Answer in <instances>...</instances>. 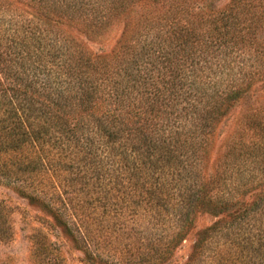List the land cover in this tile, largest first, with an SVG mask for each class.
<instances>
[{"label":"trees","instance_id":"trees-1","mask_svg":"<svg viewBox=\"0 0 264 264\" xmlns=\"http://www.w3.org/2000/svg\"><path fill=\"white\" fill-rule=\"evenodd\" d=\"M114 1L117 10L108 9L106 16L111 15L101 23L102 17L95 12L90 20L79 23L75 8L69 12V6L60 15L45 14L48 20L78 24L84 42L101 36L97 28L116 13L123 26L121 37L108 51L86 52L77 44L78 51L61 66L68 88L64 92L52 94L46 82L37 88L36 80L27 81L22 76L29 68L38 77L37 67L46 63H42V57L55 56L56 51L45 53L40 43L23 44L28 58L35 55L39 62H29L25 67L21 59L17 62L21 69L11 73L6 63L10 53L0 49V153H16V159L5 165L11 168L6 173L26 183L29 189H21V194L37 203L52 228H58L75 244L78 237L70 223L74 221L80 230L75 217L79 206L71 204L77 196L71 192L79 190L77 185L91 186L90 195L96 190V200H103L105 208L108 200L119 204L127 201L135 224L141 204L161 222L167 232L139 253L143 264L164 259L176 243L187 238L197 214H215L218 218L197 233L184 264H195L207 241L229 223L248 231L255 227L257 233L241 240L235 236L228 239L227 246L234 254L225 260L230 258L231 264H264V229L258 225V219L264 217V183L246 186L239 198L229 202L213 194L219 183L225 184V176L205 174L204 161L215 124L237 104L251 107L256 103L258 92L253 85L258 80L264 84V0L258 4L230 0L220 8L208 7V0H200L203 3L197 5L192 24L209 21V30L201 37L198 27L177 25V20H171L169 39L161 38L160 32L151 35L147 25L140 28L139 19L141 22L148 15H135V2L110 3ZM139 4L145 8V4ZM175 7L181 10L178 4ZM246 47H252L253 55L248 57L261 63L262 68L247 72L240 67L230 76V82L218 87L211 81L217 67L235 57L240 58L242 66L246 58L242 49ZM32 48L40 50L32 54ZM217 52L223 54L221 62L214 55ZM230 53L235 56L229 60L225 56ZM257 114H247L244 121L251 130L248 140L243 139L244 131L226 139L227 153L220 156L221 165L237 169L250 163L264 173V114ZM61 170L68 173L62 191L53 177ZM41 172L54 178L50 179L52 196H42V189L35 184V175ZM98 190L107 198L100 197ZM109 190H116L111 194L115 199L108 197ZM86 200L92 201L88 197ZM121 214L116 210L114 216ZM243 222H249V226L243 227ZM81 233L88 242V236Z\"/></svg>","mask_w":264,"mask_h":264},{"label":"rangeland","instance_id":"rangeland-1","mask_svg":"<svg viewBox=\"0 0 264 264\" xmlns=\"http://www.w3.org/2000/svg\"><path fill=\"white\" fill-rule=\"evenodd\" d=\"M110 1L0 0V49L7 50L10 53V56H6V63L10 66V72L13 73L15 68L21 69L18 65L21 59L25 61V67L29 65V62L38 63L39 61L35 58V55L28 58V55H26L27 48L23 44L37 46L40 43V47L43 48L45 53L56 51V55L42 57V63H46L44 67L42 64L37 67L38 77L32 73L33 71H29V68H26L27 75L24 73L21 75L27 81L36 80L37 88H39L40 83L46 82V89L52 94L57 90L64 92L68 88L66 87L67 83L63 81L64 73L61 71V66L66 63L65 60L71 53L78 51L79 46L77 44H80V47L84 48L86 52L108 51L121 37L123 26L119 23L120 16L116 13L107 20L106 24H98L99 28L97 29H100L102 37L98 36L96 40L84 42L81 39L83 35L80 34L78 24H64L48 20L45 14L60 15L64 13L66 6H69V12L75 8L74 14L78 15L76 21L79 23L87 18L90 20L93 17L91 15L93 12L102 17L98 22L101 23L100 21H105L111 15L106 16L108 9L111 10L112 7L117 10V7H113L116 2L110 3ZM131 1L135 2V6L132 7L135 15L139 17L140 12H144V18L148 15L147 19L141 22V18L139 19V25L140 28L147 25L151 35L154 32H160L161 38L165 36L169 39V29L173 26V23H170L171 20H177V25L184 24L190 28L192 26L198 27L197 31L201 33V37H203L205 31L209 30V21L198 25L192 24L193 13L197 9V5L203 3V0L201 2L200 0ZM229 1L208 0L207 5L212 8H220ZM253 1L258 4V1L263 0ZM197 2L199 4H196ZM139 3L145 4V8L141 7ZM177 4L181 10L179 8L174 10ZM165 42V48H167L168 40ZM59 46L62 47V50H59ZM136 46H139V44ZM247 48L242 49V53L246 56L242 66L239 62L240 58L235 57L233 59L235 55L230 53L231 55L225 57L229 60L231 57L233 60L217 67L211 81H216L218 87L223 88L230 82V76L238 71L240 67L247 72L253 71L256 67L261 66L262 68L261 63L248 57L253 54L252 47L250 50ZM137 49L139 48H135V50ZM39 50L34 51V48H32V54H37ZM48 53L50 54V52ZM214 55L217 56L218 62H221L224 58L223 54L219 52ZM217 60H214V62ZM103 89H107V87ZM253 89L258 92L255 99L256 103L251 107H245L242 103L237 104L234 109L227 111L215 124L213 140L210 147H208L206 159H204L207 164L205 174L218 173L225 176V184L219 183L220 185L213 189V194L229 202L239 198L246 186L264 183V173L257 169L256 165L253 166L248 163L236 169L230 164L227 166L221 165L223 160L219 159L223 153H227L224 142L233 133L237 137L244 131L243 139H249L247 135H251V130L244 125V121L248 117L247 114L254 113L258 116L257 113L260 111L264 114V84L261 85L258 80L254 83ZM14 155L16 153L11 151L0 153V264H130L132 262L143 264L144 260L139 261L141 257L139 253L145 252L148 243L155 244L159 241L160 234L167 232L162 229L161 222L156 221V216H152L150 211L143 210L145 209L143 204L139 207V213L136 216L137 223L135 224L134 219L130 218L132 215L129 214L130 209H128L127 201L121 200L119 204V201L108 200L105 208L103 200H96L98 199L96 190L90 195L91 191L88 189H91V186L82 188L77 185L76 187L79 190L71 192L74 193L73 195H77L71 200V204L74 207L79 206V208H76L75 217L77 222L80 223V230L74 221L70 223L73 232L78 237L77 244H75L68 235L61 233L58 228H52L44 216L46 212L44 213V210L37 203L21 194V189H29L26 183L14 179L11 172L6 173L11 168L5 165H10L13 159H16ZM60 172L61 175H59ZM60 172L57 176H53L55 179L52 178L51 173L41 172V174L37 173L35 175L34 181L35 184L39 185V189H42V196L49 197L53 194L50 179H54V183L59 186L64 185V182L68 179V173L67 170H61ZM62 188V186L59 187V190L62 191ZM113 191L116 193V190ZM113 191L109 190L107 193L111 199L115 197V195L114 197L111 195L114 193ZM99 192L100 197L107 198L102 196L105 195L104 191ZM86 197L91 198L92 201L87 202ZM54 200L56 202V198ZM103 210L107 212L104 213ZM116 210L122 213V217L114 216ZM217 218L218 216L215 214H197L187 238L176 243L164 259H157L155 262L151 260V262L145 264H184L191 253L192 244L195 242L197 233L211 225ZM246 223L249 222H243V227L249 226ZM258 225L264 229V217L258 219ZM254 229L255 227L251 229L252 231H248V229L244 230L241 226H234L230 223L225 224V228L216 232L207 241L204 253L200 255L195 264H231L230 258L225 260L228 255L233 258V251L227 246L228 239L235 236L241 240L248 234L255 235L257 232ZM81 232L86 234L88 238L91 237L92 240L90 241L87 238L88 242H85L86 239L83 238ZM261 237L264 238V232ZM88 254H91V257ZM138 261L139 263H137Z\"/></svg>","mask_w":264,"mask_h":264}]
</instances>
